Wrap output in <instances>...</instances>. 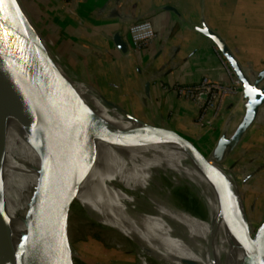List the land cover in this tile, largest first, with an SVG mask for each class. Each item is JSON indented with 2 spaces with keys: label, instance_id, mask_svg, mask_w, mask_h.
<instances>
[{
  "label": "bare ground",
  "instance_id": "obj_1",
  "mask_svg": "<svg viewBox=\"0 0 264 264\" xmlns=\"http://www.w3.org/2000/svg\"><path fill=\"white\" fill-rule=\"evenodd\" d=\"M31 30L47 51L44 40ZM55 66L108 135L90 138L81 167L77 194L91 218L105 220L110 229L113 225L132 240L142 264H149L148 258L160 264H241L249 248L243 235L250 232V225L243 217L233 175L212 163L220 174L218 181L201 166L199 153L182 146L168 130L123 116L121 108L107 106L91 86ZM5 98L0 111V253L11 258L31 239L33 259L48 264L43 246L48 249L49 231L59 220L55 195L52 189L41 191V179L36 187L27 177L29 165L35 163L16 142L22 139L32 150L37 148L41 157L39 138L18 96L9 90ZM183 185L196 195L206 218L177 202L172 187ZM37 233L42 234V248Z\"/></svg>",
  "mask_w": 264,
  "mask_h": 264
},
{
  "label": "crops",
  "instance_id": "obj_2",
  "mask_svg": "<svg viewBox=\"0 0 264 264\" xmlns=\"http://www.w3.org/2000/svg\"><path fill=\"white\" fill-rule=\"evenodd\" d=\"M20 1L32 19L43 22L48 40L74 55L70 65L81 79L136 118L168 127L206 152L223 131L231 132L238 123L244 101L239 95L227 98L216 120L199 124L196 105L171 89L195 84L205 75L229 81L223 56L197 30L201 21L223 38L247 72L264 67V0ZM145 19L153 25L155 40L135 54H122L113 35L120 32L130 48L128 27ZM231 104L234 110L228 117ZM254 131L252 139L263 137L264 108ZM242 147L237 150L241 172L254 182L264 175V143L254 149Z\"/></svg>",
  "mask_w": 264,
  "mask_h": 264
},
{
  "label": "water",
  "instance_id": "obj_3",
  "mask_svg": "<svg viewBox=\"0 0 264 264\" xmlns=\"http://www.w3.org/2000/svg\"><path fill=\"white\" fill-rule=\"evenodd\" d=\"M18 2L21 1L18 0ZM20 5L16 0H0V111L2 100L7 99L5 98L7 91L11 90L30 113L39 138L41 191L52 189L55 195L54 204L56 203L58 207L59 216L57 226L55 229L51 226L49 231L52 239L48 249L43 246L45 252L47 251L48 264H78L81 241L78 240L71 244L67 233V220L73 204L77 206V209H81L86 217L91 218V212L77 201L81 167L88 153L90 138L93 135L100 137L108 135L103 128L97 125L90 112L56 68L58 59L54 57L50 47L46 44L47 51H45L39 41L33 37L31 28H34L38 34L39 31L31 23L23 5ZM165 9L175 11L171 6H165ZM197 30L209 38L223 56L234 77L240 82L239 97L244 101L238 123L231 129V132L223 131L208 153L168 127L152 125L136 118L124 108L105 98L93 85L79 81L96 90L107 106L111 107L114 104L121 108L125 113L123 116L143 125L168 130L182 146L187 149L191 147L199 153L202 157L201 166L207 168L220 181V174L212 163L229 173L233 172L237 158L232 160L229 168L223 162L227 158L232 159L237 150L243 146L256 127L260 112L264 108V67L252 73L247 72L223 38L209 28L204 21H201ZM112 41L122 54H131L120 32L113 35ZM144 91L148 96V82L144 84ZM224 109H226L225 106ZM227 109H229L228 117H230L234 110L233 104ZM1 129L0 117V131ZM2 147L0 140V152ZM234 180L243 217L250 225V232L243 235V239L249 243V248L241 264H260V261L264 264V204L250 221L245 198L235 178ZM40 196L41 193L39 199ZM61 216L64 220V228ZM236 230L240 235L241 230L237 225ZM36 236L42 248V234L37 233ZM32 243L33 240L30 239L19 245L11 258L0 253V264H39L31 256ZM184 263L190 264L189 261H184Z\"/></svg>",
  "mask_w": 264,
  "mask_h": 264
},
{
  "label": "rangeland",
  "instance_id": "obj_4",
  "mask_svg": "<svg viewBox=\"0 0 264 264\" xmlns=\"http://www.w3.org/2000/svg\"><path fill=\"white\" fill-rule=\"evenodd\" d=\"M25 11L27 10L25 9ZM26 13L31 23L39 31L41 38L46 42L48 47H50L51 51L54 53V57H57L58 64L70 75L73 74L78 80L87 82L86 80L81 79L82 77L78 76L79 74H77V72L73 71L71 68L72 66L70 64H73L71 61L74 60V55L68 54L67 51L63 52L64 47L60 48L59 45L51 43L45 36L44 29L40 25L43 22L32 19L30 14L28 12ZM117 105L119 107H122L120 104ZM254 133L255 131L253 130L251 135L247 137L246 142L243 143V149L247 150L259 148L264 143V133L263 137L255 136L256 138L252 139ZM16 144L20 152L26 153L29 159H31L35 163V165H29L31 166L30 171H27L26 175L31 179L34 185L38 187L42 175V170L41 157L36 152L37 148L36 150H32L22 139H20L19 143L16 142ZM204 152L206 153V151ZM260 153L264 155V149L261 150ZM233 156L234 157H232V159L227 158V160L223 163L229 168L232 160L234 158H237V163L234 165L236 170L234 169L231 174L236 179L237 184L243 193L245 204L247 206L248 216L250 221H252L256 212L264 204V175L260 176L254 182L250 181V178H246L244 176V173L241 172V155L239 153H235ZM28 178L27 180L29 181ZM164 181L166 183L168 182L167 180ZM31 190L33 192L35 189L31 186ZM172 193L175 194V196L178 198V203L182 202L184 205L190 207L195 213H198L203 218H206L205 210L202 207L200 201L187 185H183L179 188L172 187ZM77 200L79 204H82L78 197V194ZM53 207L57 211L58 207H56V203L54 204V197ZM60 219L63 223L64 228V220L62 219V216L60 217ZM112 227L114 228V230L110 229L106 221L103 219L86 217L81 209H77V206L75 204L72 205L67 220V233L71 244L78 240L81 241L80 259L77 260L78 264H142L137 245L132 240L126 238L124 233H122L118 228L113 225ZM148 263L160 264L152 258H148Z\"/></svg>",
  "mask_w": 264,
  "mask_h": 264
},
{
  "label": "built area",
  "instance_id": "obj_5",
  "mask_svg": "<svg viewBox=\"0 0 264 264\" xmlns=\"http://www.w3.org/2000/svg\"><path fill=\"white\" fill-rule=\"evenodd\" d=\"M130 52L137 53L149 46L156 38V33L150 20H140L128 27ZM229 76V81H216L203 76L195 84L174 85L171 87L178 98L193 102L198 114L196 121L199 124L212 122L222 113L226 99L241 93L240 82L234 77L225 61H222Z\"/></svg>",
  "mask_w": 264,
  "mask_h": 264
},
{
  "label": "trees",
  "instance_id": "obj_6",
  "mask_svg": "<svg viewBox=\"0 0 264 264\" xmlns=\"http://www.w3.org/2000/svg\"><path fill=\"white\" fill-rule=\"evenodd\" d=\"M202 150V149H201ZM203 151V150H202Z\"/></svg>",
  "mask_w": 264,
  "mask_h": 264
}]
</instances>
